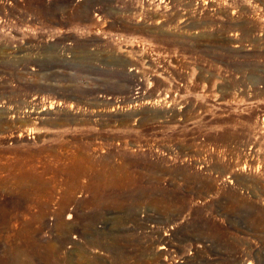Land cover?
Segmentation results:
<instances>
[{
	"label": "rangeland",
	"instance_id": "374dc122",
	"mask_svg": "<svg viewBox=\"0 0 264 264\" xmlns=\"http://www.w3.org/2000/svg\"><path fill=\"white\" fill-rule=\"evenodd\" d=\"M0 264H264V0H0Z\"/></svg>",
	"mask_w": 264,
	"mask_h": 264
},
{
	"label": "bare ground",
	"instance_id": "6f19581e",
	"mask_svg": "<svg viewBox=\"0 0 264 264\" xmlns=\"http://www.w3.org/2000/svg\"><path fill=\"white\" fill-rule=\"evenodd\" d=\"M38 114V113H37Z\"/></svg>",
	"mask_w": 264,
	"mask_h": 264
}]
</instances>
